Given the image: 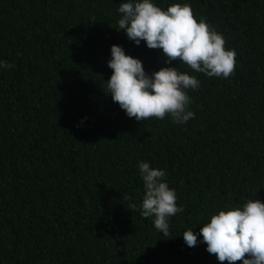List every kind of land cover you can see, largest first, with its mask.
I'll list each match as a JSON object with an SVG mask.
<instances>
[{"label":"trees","instance_id":"16d2710c","mask_svg":"<svg viewBox=\"0 0 264 264\" xmlns=\"http://www.w3.org/2000/svg\"><path fill=\"white\" fill-rule=\"evenodd\" d=\"M121 2L0 0V264H229L183 232L264 202V0H155L190 4L223 34L237 53L227 79L130 41ZM114 44L148 73L195 76V117L129 118L107 92ZM141 161L166 171L184 208L168 236L141 215Z\"/></svg>","mask_w":264,"mask_h":264},{"label":"clouds","instance_id":"9594fccd","mask_svg":"<svg viewBox=\"0 0 264 264\" xmlns=\"http://www.w3.org/2000/svg\"><path fill=\"white\" fill-rule=\"evenodd\" d=\"M119 30L137 46L145 42L149 49H161L166 64L179 60L196 73L207 77L229 78L236 66L235 49L225 48V38L205 19L194 16L190 4H171L166 10L155 0H122L118 8ZM108 67L112 75L106 81L107 92L129 118L146 121L150 117L170 116L175 124H186L195 117L189 110L188 90L200 86L199 80L177 67H162L148 73L143 61L127 55L121 45H112ZM0 60V69L9 67ZM144 195L139 205L144 218H152L154 227L164 236L170 232V217L184 208L177 205L175 188H170L166 171L139 162ZM199 232H183L188 247L206 244V251L220 262L264 264V202L249 199L241 206L229 207L210 216ZM202 236V240L198 237Z\"/></svg>","mask_w":264,"mask_h":264}]
</instances>
